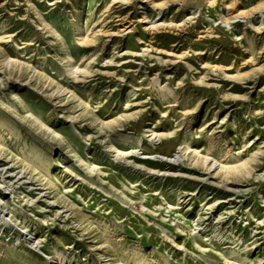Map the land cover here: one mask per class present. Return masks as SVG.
I'll return each instance as SVG.
<instances>
[{"label": "rangeland", "instance_id": "1", "mask_svg": "<svg viewBox=\"0 0 264 264\" xmlns=\"http://www.w3.org/2000/svg\"><path fill=\"white\" fill-rule=\"evenodd\" d=\"M0 264H264V0H0Z\"/></svg>", "mask_w": 264, "mask_h": 264}]
</instances>
